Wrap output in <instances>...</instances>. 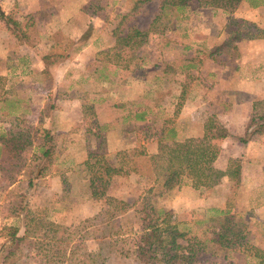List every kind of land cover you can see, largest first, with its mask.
<instances>
[{"label": "rangeland", "instance_id": "1", "mask_svg": "<svg viewBox=\"0 0 264 264\" xmlns=\"http://www.w3.org/2000/svg\"><path fill=\"white\" fill-rule=\"evenodd\" d=\"M133 2L0 0V12L27 25L28 36L27 41H19L0 18V133L24 130L29 135L32 146L21 153L26 160L32 158L36 148L54 146L50 168L43 177L32 179L31 188L25 167L17 174L11 172L9 166H2L0 153L3 168H0V239L4 243L9 227L19 228L18 236L23 235L22 213L16 214L19 202L40 222L24 250L8 258L7 254L14 248L1 250L0 264H138L133 258L117 256L97 239L100 235L97 224L103 219L106 201L91 200L87 194L88 157L102 155L113 166H124L125 174L109 182L107 196L131 207L118 220L124 235L123 242L117 243L126 249L132 248L141 223V200L147 197L150 186L136 175L134 168L145 170L148 165L142 157L128 164L129 159L122 161L120 154L132 150L148 155L156 153L162 127L172 128L175 139L176 134L186 135L187 126L191 129L187 135H196L200 122L191 121L195 113L189 101L192 91L202 92L200 85L214 84V90L208 92L210 99V93L218 94L221 77L228 84L237 82L239 75L232 72L235 61L227 59L226 65L218 64L227 50L216 48L228 40L229 31L241 28L240 24H230L231 18L252 22L237 17L236 11L227 14L192 5L178 12L168 30L160 34L162 22L152 26L158 14V2L142 5L130 15ZM126 14L129 16L125 17ZM131 26L151 33L147 44L137 52L140 56L143 51L144 63L139 68L138 61L134 60L130 70L125 69L130 51H119L117 38ZM259 26L264 30V26ZM241 42L235 41V44L238 46ZM247 53L248 64L244 71L238 72L242 78L249 77L252 61L264 57L258 46L247 49ZM231 54L236 53L231 51ZM45 57L50 58L49 66L43 60ZM219 70L222 74L218 81L213 72ZM186 74L193 78L187 81V100L178 107L169 94L180 89L176 81L184 80ZM236 96L223 91L219 98L221 104L228 100L234 103L241 100ZM154 99H158V106L154 105ZM223 105L214 106L210 112H218ZM260 108L263 112L264 105L260 104ZM252 111L251 104L249 112L242 115L245 129ZM140 112H146L143 122L135 119ZM198 116L202 117L200 113ZM262 136L264 131L258 133L252 128L242 137L247 141L245 151L235 158L241 160L240 184L221 181L193 193L191 185L185 183L180 188L190 186L180 195L172 196L171 191H164L161 195L153 194L148 201L155 209L170 212L172 219L180 206L177 203L186 204L191 200L194 209L187 211V205L181 206L185 215L180 217L181 222L190 224L192 220H202L203 212L213 207L208 202L202 205L207 197L226 200L227 216L233 223L245 225L244 238L237 237L230 244L221 245L210 242L209 219L196 230L192 229L185 239L197 252L194 264H264L262 258L252 259L255 251L250 249L252 246L261 254L264 252ZM223 216L217 219L223 221ZM46 222L55 227L42 231Z\"/></svg>", "mask_w": 264, "mask_h": 264}, {"label": "trees", "instance_id": "2", "mask_svg": "<svg viewBox=\"0 0 264 264\" xmlns=\"http://www.w3.org/2000/svg\"><path fill=\"white\" fill-rule=\"evenodd\" d=\"M133 5L128 14L136 13L142 5L153 1L158 2V14L155 17L153 24L158 22L164 25L159 31L160 34L168 30L171 19L178 12L194 5L197 9H210L221 11L223 13H234L239 5L244 0H133ZM96 14L98 12H95ZM129 15L126 14L125 17ZM0 18L5 22L9 32L19 41H27V25H22L17 22L10 14L0 12ZM231 23L242 25L235 31H229V39L216 50L227 49L228 55L231 51H236L235 41L239 42L243 39L256 40L264 39V30L256 23L241 22L233 20ZM247 29V32L243 30ZM150 31H142L131 26L127 32L117 38V48L121 50H129L130 57L126 60L128 66L125 69H132L130 63H134L140 68L144 63L143 51L137 56V52L147 44L148 34ZM88 32L86 33L87 38ZM86 43V42H85ZM117 46L114 48L116 49ZM142 56V57H141ZM52 58V57H51ZM49 57L43 58L44 62L49 61ZM116 65V63H114ZM165 74V71H163ZM184 80L176 81L180 89L176 92H170V97L176 101L178 107L186 99L187 81L193 77L186 74ZM158 99H154V105L158 106ZM264 105L263 101L254 102L252 105V114L247 119L246 132L250 129H256V132L264 131V111L260 112L259 106ZM135 119L143 121L144 114L142 112L136 114ZM166 124V123H165ZM163 126H165L163 124ZM24 131V130H22ZM22 131L9 130L0 133V153L2 156V166H9L11 172L19 173L21 168H24V173L29 179L28 187L33 186V180L43 177L53 160L54 146L38 147L33 153L32 158L26 160L22 158L21 153L24 150L30 149L32 141L29 135ZM172 128L162 127L160 137L157 141V151L152 155H148L143 151L132 150L131 152H122L120 154L122 161L129 159L128 164L136 163L137 158L146 159L145 170L136 169V175L144 180L145 183H150L147 188L146 198H142V206L140 207V225L139 230H136V240L133 242L132 248H124L118 245L117 242H123V232L119 228L118 220L120 217L130 210V206L122 200L108 197L107 188L109 182L114 178L125 174L124 166H113L102 155H91L86 162L87 171L89 173L87 194L91 200L106 201L105 208L102 211L103 219L97 224V231L100 235L97 237L101 246H108L110 251L115 252L117 256L123 258H133L138 264H194L197 258V252L193 245L186 241V235L192 231L190 228L180 227L179 224L172 223L171 213L164 210L155 209L148 201L154 195H161L164 191H170L179 188L185 183H189L193 188H210L217 185L222 178L227 177L230 182L240 184L241 180V165L239 159H231L225 171L216 169L213 164L219 155V148L216 142L231 137L228 130L220 125L215 116H210L203 124L202 134L197 137H188L183 141H177L173 135ZM240 142L246 144V140L241 138ZM0 166V168L2 167ZM3 170V168H1ZM157 193V194H156ZM16 208L17 215L22 213L24 221V233L18 236L19 228H7L6 237L1 250L8 247L14 248L13 251L7 254V258L14 256L17 252L24 250V246L31 239L40 225L39 218L33 215L24 206L23 202ZM224 215V216H223ZM223 216V221L217 218ZM214 221L213 223H211ZM209 224L208 230L212 232L210 242L213 244H230L231 240H237V237L242 239L245 234L243 224H235L232 219L223 212L214 213L207 221ZM46 226L42 229L53 228V224L46 222ZM212 224H217L212 225ZM118 226V227H116ZM103 227V228H102ZM47 231H44L46 233ZM48 233V232H47ZM186 241L183 244L181 241ZM26 247V246H25ZM161 247V248H160ZM112 248V249H111ZM250 249L255 251L251 255L252 259H264V252L258 249ZM262 255V256H259ZM263 261V260H261ZM6 262V261H5ZM262 264V263H260Z\"/></svg>", "mask_w": 264, "mask_h": 264}, {"label": "crops", "instance_id": "3", "mask_svg": "<svg viewBox=\"0 0 264 264\" xmlns=\"http://www.w3.org/2000/svg\"><path fill=\"white\" fill-rule=\"evenodd\" d=\"M235 15L244 20H248L252 23H256L258 25L261 24L262 26H264V0H244L239 5L238 9L236 10ZM257 46L260 47L262 50V53H264V39L242 40V42L238 46L236 45V51H235L236 54L235 55L233 54L234 56L232 54L228 55L227 52H223V59H220V61H217V62L218 64L226 65L227 59L234 60L236 65L233 67L232 72L237 76L239 75L238 77H236L237 82H235V84L233 83L228 84L229 81L227 80L224 81L221 77L220 84H219L220 88L218 90V94H215L214 96V94L210 93V96H211L210 99L208 97L209 96L208 92H210V90L211 92L214 90L215 88L213 86L214 84H211V85L204 84V86L203 84L200 85L203 87L202 92L199 89L192 91V96L190 95L189 101H191V104L193 105L195 109V113H193L191 121L200 122V125H199L200 130L198 133H196V135L189 136L187 134L191 131V129L189 128V126H187L186 135L176 134L177 141H183L185 138H188V137L201 136L202 127H203L202 124L206 122L209 116L216 115L220 125L226 128L231 136L224 140H220L216 142V144L220 146V152H219L218 157L214 161L213 166L220 171H225L227 169L231 159L241 157L242 154H244V151H245L244 148L247 143L244 146V144L242 145L239 140L240 138L244 137V134L246 131L245 126H244L245 123L243 124L245 117H243L242 115L245 114L244 113L245 111L249 112L251 108V104L253 105L254 102L264 100V57L256 59L255 61L251 62L252 70L248 78H245V77L242 78L240 77V74L238 73V72H242V70L244 71V67H246V65L248 64L247 49H249L250 51L251 48L257 47ZM241 62L243 64H241ZM213 73H214L213 76H215L216 79L219 81V76L222 74L220 70L214 71ZM223 91L225 92L228 91V92L237 94L238 96L236 97L238 99L241 98V100L239 101L236 100V102L234 103H232L234 100L233 101L228 100V102L222 103L224 105L222 106L221 109L218 110V112H214V110L210 112V109H212L214 106H217L219 108V106L222 105L219 95ZM187 96H188V93L186 95L185 100H187ZM241 109H244V111L240 112ZM142 113L144 114V119H143L144 121L146 118V112H142ZM199 113L202 115V117L198 116ZM143 121H140V122H143ZM260 139L264 141V136L260 137ZM221 181L223 183L230 182V180L227 177L222 178ZM189 186L190 185L182 187V188L179 187V188L170 190L172 192V196H177V194L180 195V193L183 192V189ZM190 188H192L191 191L193 193L195 192V190L196 192L199 193L201 192L200 190L206 189L205 187L204 188H193L192 186H190ZM203 199H205V197H203ZM219 200H220V203H219ZM219 200H215V199L212 200L211 198L207 197L206 200L202 201V205L203 203L208 202V205H213V207L208 208L203 212L202 217H201L202 220H192L190 224H187L188 221L181 222L182 220L180 219V217H183V215H185L184 214L185 210L181 209V206L187 205V208H186L187 211L194 209V208H191V206H193L191 204L192 201L187 200L186 204L177 203L180 206H178V209L175 211V213L177 214H173V218L171 219L172 223L179 224V226L182 228L186 226V228L196 230L203 223H205L204 221L206 219H210L211 216L214 215V213L216 214L217 212L218 213L223 212L225 215L229 214L228 210L226 209L227 207L226 200H224V202L221 199ZM178 201L182 203L181 199L179 198H178ZM214 202H216V204H218L220 208L219 207L215 208L216 204H214Z\"/></svg>", "mask_w": 264, "mask_h": 264}, {"label": "built area", "instance_id": "4", "mask_svg": "<svg viewBox=\"0 0 264 264\" xmlns=\"http://www.w3.org/2000/svg\"><path fill=\"white\" fill-rule=\"evenodd\" d=\"M2 244H3V240L0 239V252H1ZM19 264H23V263H19Z\"/></svg>", "mask_w": 264, "mask_h": 264}]
</instances>
